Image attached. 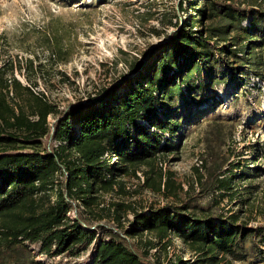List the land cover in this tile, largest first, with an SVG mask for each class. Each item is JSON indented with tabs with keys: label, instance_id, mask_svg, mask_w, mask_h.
Wrapping results in <instances>:
<instances>
[{
	"label": "trees",
	"instance_id": "obj_1",
	"mask_svg": "<svg viewBox=\"0 0 264 264\" xmlns=\"http://www.w3.org/2000/svg\"><path fill=\"white\" fill-rule=\"evenodd\" d=\"M259 1L263 0H204L201 16L190 23L181 17L162 22L170 30L147 59L134 60L124 77L63 111L39 88V81L49 77V62L70 56L66 39L70 40V28L50 22L41 36L40 51L2 59L0 264H46L32 257L27 242L40 243L39 249L46 254L75 255L91 247L90 264H161L149 257L150 249L165 253L175 238L195 255L187 264H245L247 249L261 254L264 262V224L249 225L243 206L253 202L243 198L238 186L250 175L248 166L232 163L225 177L215 170H209L207 177L198 172L186 189L173 179L172 171L158 166L171 150L164 135H174L180 126L165 100L169 103L177 92L189 102L200 88L196 86L200 76L207 70L220 75L215 67L228 65L232 54L244 57V65L264 77L259 70L264 61L256 55L253 41L258 33L264 34V9ZM249 11L253 13L250 28L242 23ZM152 32L164 31L153 28ZM228 67L233 75L245 71L236 64ZM50 114L58 116L53 129ZM52 139L59 144L52 146ZM143 167L147 186L166 198H179L180 203L138 210L117 202L114 219L120 220L122 212L131 209L134 221L124 232L111 229L100 239L84 228L89 218L68 216L75 207L73 198L92 210L106 193L126 194L124 176L137 175ZM226 198L228 203L236 200L237 208H227Z\"/></svg>",
	"mask_w": 264,
	"mask_h": 264
},
{
	"label": "rangeland",
	"instance_id": "obj_2",
	"mask_svg": "<svg viewBox=\"0 0 264 264\" xmlns=\"http://www.w3.org/2000/svg\"><path fill=\"white\" fill-rule=\"evenodd\" d=\"M203 1L0 0V62L10 55L24 58L31 56L34 50L40 51V44L44 42L41 36L50 22L51 25L70 28V40L66 36L71 47L70 56L66 61L49 62V77L39 81V88L45 91L58 110L63 111L75 102L88 101L105 86L124 77L134 60L147 59L150 51H154L164 38L165 32L170 30L168 27L165 29L162 22L168 23L170 18L175 22L181 17L182 22L190 23L201 16L199 10ZM234 1L241 3L245 0ZM258 4L264 9V0ZM252 14L247 12L242 21L248 28ZM211 21L206 19L207 23ZM153 28L164 32L156 35L152 32ZM236 33L237 30L232 35ZM253 41L256 43V55L264 61V34L260 37L258 33ZM238 56L241 54L238 53ZM243 60L244 57L240 59L232 54L228 65L223 63L215 67L220 75L212 74L210 70L203 71L200 82L196 84L200 88L196 89V95L189 102H185L177 92L171 96L169 103L165 100L174 110V117H179L180 126L174 135H164L171 150L158 166L163 171H172L173 179L180 182L184 189L198 176V172L207 177L209 170H215L220 177H225L229 175L232 163L240 162L242 168L248 166L251 173L238 186L244 193L243 198L253 202H245L243 208L247 212L244 217L249 225H257L264 224V77L256 76L252 67L244 65ZM231 64L245 71L233 75L228 70ZM259 70L264 72V64ZM18 77L27 82L24 75L18 74ZM57 117V114H50L51 129ZM58 144V140L52 139V146ZM144 168L138 169L137 175L124 176L126 194L106 193L92 210L73 198L75 207L71 211L75 216L72 217L81 214L89 218V224H84V228L100 239L111 229L124 232V228L134 221L131 209L122 212L120 220L114 219L117 202L129 203L138 210L153 204L180 203L179 198H166L147 186ZM57 177L63 179L59 174ZM58 186H61L60 181ZM51 195L55 198V192ZM223 203L227 208H237L236 200L228 203L226 198ZM26 244L32 251V257L46 264L92 262L91 247L75 255L46 254L38 244ZM246 247H250L249 242ZM246 252L245 264H264L261 254L255 255L250 249ZM180 256L183 261L178 260ZM191 256L195 255L186 252L180 239L175 238L168 251L160 253L153 248L149 257L161 264H187Z\"/></svg>",
	"mask_w": 264,
	"mask_h": 264
},
{
	"label": "built area",
	"instance_id": "obj_3",
	"mask_svg": "<svg viewBox=\"0 0 264 264\" xmlns=\"http://www.w3.org/2000/svg\"><path fill=\"white\" fill-rule=\"evenodd\" d=\"M67 172H65V174H64V176H63V178H64V180H66V177H67ZM139 175L141 176L142 174L139 172ZM71 211V210H70ZM68 212V216L69 217H72V216H75V213L73 212V211H71V212ZM73 212V213H72ZM73 218V217H72ZM39 246H40V243H37Z\"/></svg>",
	"mask_w": 264,
	"mask_h": 264
}]
</instances>
